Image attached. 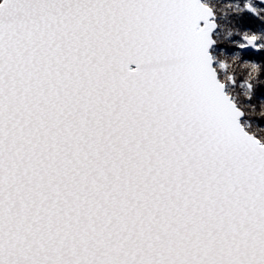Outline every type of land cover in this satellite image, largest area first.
I'll list each match as a JSON object with an SVG mask.
<instances>
[{"label": "snow or ice", "instance_id": "snow-or-ice-1", "mask_svg": "<svg viewBox=\"0 0 264 264\" xmlns=\"http://www.w3.org/2000/svg\"><path fill=\"white\" fill-rule=\"evenodd\" d=\"M247 48L264 0H0V264H264Z\"/></svg>", "mask_w": 264, "mask_h": 264}, {"label": "trees", "instance_id": "trees-1", "mask_svg": "<svg viewBox=\"0 0 264 264\" xmlns=\"http://www.w3.org/2000/svg\"><path fill=\"white\" fill-rule=\"evenodd\" d=\"M226 21V22H225ZM225 22V23H224ZM223 27L220 30L221 37L223 38L224 33L229 30V28L233 27V25L230 23V20L223 19L221 21ZM246 23H248L250 26L255 27L256 22L252 21L250 19H246ZM227 47V46H225ZM234 49L232 47H227L226 53H217L223 56L222 60H224L226 63H228L229 68L227 72H222V74L226 77L229 73H236L237 75H243L244 73L251 71L250 68L245 67L243 65V61L239 59H233L232 58V52ZM243 57L245 59H253L257 61H264V50H256V51H243ZM245 90L243 88L237 87L234 89V94L237 95V97L247 104H254V108L248 109V116L246 119L250 122L251 127L253 130L260 132L264 134V128L259 127V125H264V117L261 116V112H264V104H262L259 100L260 97L264 96V88H258L256 97H253L252 101H247L245 95Z\"/></svg>", "mask_w": 264, "mask_h": 264}, {"label": "flooded vegetation", "instance_id": "flooded-vegetation-1", "mask_svg": "<svg viewBox=\"0 0 264 264\" xmlns=\"http://www.w3.org/2000/svg\"><path fill=\"white\" fill-rule=\"evenodd\" d=\"M243 51L248 52V51H255V50H243Z\"/></svg>", "mask_w": 264, "mask_h": 264}, {"label": "rangeland", "instance_id": "rangeland-1", "mask_svg": "<svg viewBox=\"0 0 264 264\" xmlns=\"http://www.w3.org/2000/svg\"><path fill=\"white\" fill-rule=\"evenodd\" d=\"M228 20H229V19H228ZM225 22H226V21H225ZM225 22H224V23H225ZM255 51H256V50H255ZM218 55L220 56L221 59L223 58V56H221L220 54H218Z\"/></svg>", "mask_w": 264, "mask_h": 264}, {"label": "water", "instance_id": "water-1", "mask_svg": "<svg viewBox=\"0 0 264 264\" xmlns=\"http://www.w3.org/2000/svg\"><path fill=\"white\" fill-rule=\"evenodd\" d=\"M245 50H254V49H252V48H247V49H245Z\"/></svg>", "mask_w": 264, "mask_h": 264}]
</instances>
